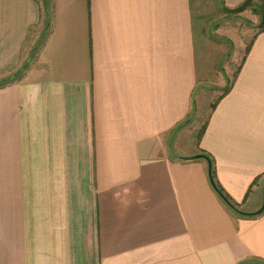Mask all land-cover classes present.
I'll return each instance as SVG.
<instances>
[{"label":"crops","instance_id":"0c3cea01","mask_svg":"<svg viewBox=\"0 0 264 264\" xmlns=\"http://www.w3.org/2000/svg\"><path fill=\"white\" fill-rule=\"evenodd\" d=\"M193 7L0 0V82L20 72L0 85V264L264 261V211L236 214L207 161L182 159L209 154L230 201L261 209L264 30L185 150L197 98L213 97L196 36L212 42Z\"/></svg>","mask_w":264,"mask_h":264},{"label":"rangeland","instance_id":"374dc122","mask_svg":"<svg viewBox=\"0 0 264 264\" xmlns=\"http://www.w3.org/2000/svg\"><path fill=\"white\" fill-rule=\"evenodd\" d=\"M220 1L193 0L196 16L202 18L199 25L209 42H212L203 50L199 46L202 36L200 34L199 38L196 36L198 70L203 81L210 79L213 92L209 96L213 97L204 101L202 98H197L198 101L191 111L190 124L185 125L187 128L184 127L186 128L183 140L185 150L198 148L202 137L201 132L214 111L212 104L216 103L218 97L223 94L224 88L237 78L238 70L245 61L248 49L259 34L263 33L259 27L261 15L254 12L252 7L229 14L221 8L222 4L218 8ZM199 154L202 152L200 151Z\"/></svg>","mask_w":264,"mask_h":264},{"label":"trees","instance_id":"16d2710c","mask_svg":"<svg viewBox=\"0 0 264 264\" xmlns=\"http://www.w3.org/2000/svg\"><path fill=\"white\" fill-rule=\"evenodd\" d=\"M46 2H47V0H46ZM221 3H222V7H223L224 6L223 0H221ZM46 8H47L46 9V20H47V23H49L48 4H47ZM252 9H253L254 12L259 13L261 15V23H260L259 27L261 28V32H262L264 30V0H253ZM19 74H20V72L12 75L9 78H6L5 80L0 82V85H1V83L2 84H8L11 81L15 80L16 78L18 79L20 77ZM232 84H233V82H230L229 85L226 88H224L223 94L220 97L224 96L225 94H227L231 90ZM220 97H218L216 103L212 104L211 107L213 109L216 107L218 101H220V99H221ZM189 123H190V120H187L184 125H188ZM178 129H179V127H178ZM204 129H205V126H204V128H203V130L201 132V135L204 132ZM202 153H203V155L208 156L210 158L211 162H212V178H213L214 183L216 185V188H213V189L215 190V192L217 193L219 198L222 200V202H224L228 206V208H230V210L234 211L236 214H239L242 217H255L256 215L255 216H251V215H244V214H240L239 213V211H242V210H240L232 201H230L231 199L229 198V196L224 192L223 189H221V187L218 185V183H216L215 170H214V166H213L214 162H213L212 158L210 157L209 154H206L203 151H202ZM260 263L264 264V261L260 262Z\"/></svg>","mask_w":264,"mask_h":264},{"label":"water","instance_id":"95a60500","mask_svg":"<svg viewBox=\"0 0 264 264\" xmlns=\"http://www.w3.org/2000/svg\"><path fill=\"white\" fill-rule=\"evenodd\" d=\"M252 6H253V0H245L241 5H239L236 8H233V9H229V8L223 6V10L225 12L229 13V14H235V13H238V12H240V11L246 9V8L252 7ZM183 159L184 160H188L189 162L192 161V160H198V159L206 160L207 161L206 163H208V168H209L208 169L209 170V175L208 176L210 178V182H211L213 188H216V185H215L214 180L212 178V162H211V160H210V158L208 156L203 155V153H202V154H199V155L191 156L190 158L186 157V158H183ZM263 211H264V201H263V205H262L261 209L258 210L257 213L256 212L255 213H245V212L243 213L242 211H239V213L240 214H244V215L255 216V215L261 214V212H263Z\"/></svg>","mask_w":264,"mask_h":264}]
</instances>
